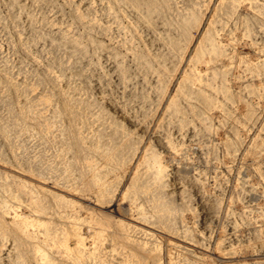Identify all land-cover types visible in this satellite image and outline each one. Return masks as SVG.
Masks as SVG:
<instances>
[{
	"label": "rangeland",
	"instance_id": "374dc122",
	"mask_svg": "<svg viewBox=\"0 0 264 264\" xmlns=\"http://www.w3.org/2000/svg\"><path fill=\"white\" fill-rule=\"evenodd\" d=\"M0 264H264V0H0Z\"/></svg>",
	"mask_w": 264,
	"mask_h": 264
},
{
	"label": "bare ground",
	"instance_id": "6f19581e",
	"mask_svg": "<svg viewBox=\"0 0 264 264\" xmlns=\"http://www.w3.org/2000/svg\"><path fill=\"white\" fill-rule=\"evenodd\" d=\"M83 240V239H82ZM80 243V242H79ZM78 245H84V244H82V243H80V244H78ZM76 248H77V244H76V246H75ZM79 247V246H78Z\"/></svg>",
	"mask_w": 264,
	"mask_h": 264
}]
</instances>
